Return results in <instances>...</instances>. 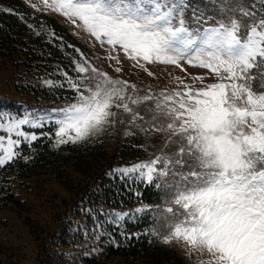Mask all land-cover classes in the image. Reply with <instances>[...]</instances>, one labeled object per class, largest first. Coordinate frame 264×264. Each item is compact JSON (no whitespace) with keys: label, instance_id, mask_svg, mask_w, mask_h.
<instances>
[{"label":"snow or ice","instance_id":"snow-or-ice-1","mask_svg":"<svg viewBox=\"0 0 264 264\" xmlns=\"http://www.w3.org/2000/svg\"><path fill=\"white\" fill-rule=\"evenodd\" d=\"M258 2L260 8L207 0L212 15L198 8L186 18L188 0H42L107 45V58L117 64L122 52L149 76L150 64L207 72L192 76L191 84L177 76L176 88L140 95L135 84L84 58L75 64L77 79L68 78L72 103L23 118L0 111V131L7 133L0 135V165L18 155L21 139H38L24 125H54L59 146L87 140L127 114L131 123L141 122V132L168 135L167 151L113 170L122 179L136 174L168 195L165 206L153 210L167 232L153 229V235L206 254L200 264H264V0Z\"/></svg>","mask_w":264,"mask_h":264},{"label":"trees","instance_id":"trees-1","mask_svg":"<svg viewBox=\"0 0 264 264\" xmlns=\"http://www.w3.org/2000/svg\"><path fill=\"white\" fill-rule=\"evenodd\" d=\"M0 3V67L21 64L37 69L54 80L56 91L75 94L68 78L76 73L75 60L86 45L54 14L23 0ZM188 4L186 18L198 8L213 14L207 0H188ZM132 138L138 144L144 140L141 134ZM16 151L12 161L0 165V210L25 214L30 234L38 241V264H101L109 258H119L123 264H193L177 247L153 235L150 215L134 213L140 207L163 206L168 195L154 184L112 174L116 165L144 155L140 145L126 142L111 151L101 141L86 140L55 147L52 137L43 134L23 142ZM31 178L44 184L43 189L46 180L55 179L69 193L61 200L64 211L53 215L49 227L43 224L38 229L28 213L25 194L34 190ZM50 197L48 193L52 206L55 198ZM8 222L0 215V264H22L21 246L4 235Z\"/></svg>","mask_w":264,"mask_h":264},{"label":"rangeland","instance_id":"rangeland-1","mask_svg":"<svg viewBox=\"0 0 264 264\" xmlns=\"http://www.w3.org/2000/svg\"><path fill=\"white\" fill-rule=\"evenodd\" d=\"M23 1L36 10L54 14L63 24L68 26L70 31L76 37H78L86 45L87 49L80 51L79 57L75 60V63L83 62V59L86 58L91 65L104 72H107L111 77L115 79L127 80L131 84H135L137 86V89L140 90V95H143L146 91H148L149 88H151L153 92H159L161 89L165 88L169 90L176 88L178 85L174 78L177 76L185 79L188 83L191 84L192 76L205 75L207 72L206 69L191 67L187 64H184V68L186 69V71H182L180 68H177L174 65L150 64L147 65V68L148 71L153 73V75L149 76L143 68L138 66L134 67L133 62L126 59L122 52L119 53V59L121 63L117 64L116 60H110L107 58L109 55V47L107 45L101 47V45L92 36H90L85 31L75 27L64 16L44 8L42 0ZM244 2L248 6L255 2L257 8L261 7L258 0H244ZM33 5H36V7H33ZM81 53H83V57H81ZM112 55H116V53H112ZM116 67L122 68V71L116 72ZM77 76V72L69 74V77L73 81L77 79ZM47 81H51L52 86L47 85ZM212 82L215 81L211 78H207L205 80V83ZM53 83L54 80L51 77L43 74V72H39L37 69L34 70V68L32 70H29L21 64H8L7 66H1L0 111L10 114L11 116L16 118H23L25 115H27L28 113H32L34 110L50 111L54 108L59 109L74 101L75 94L56 91L52 88ZM67 85L70 87L69 83ZM195 86L200 87L201 85L197 83ZM53 94H55L56 96H54ZM71 95H73V98H71ZM140 111L141 114L144 115L143 109H141ZM121 120L123 122H120ZM140 123V121L136 122V124ZM136 124L130 122V117L127 114L118 115L116 123L106 125L102 131L91 136L87 140L101 141L111 151L116 150L118 146L126 142H132L135 145H140L144 149L145 153L143 156L136 159H131L127 163L116 165L114 169L128 167L140 162L150 161L154 159L155 156L159 155L162 151L168 150L165 148V142L168 138L167 134L141 132ZM22 130L28 132L29 134L34 133L38 138L43 134H48L53 139V145L55 147H58L56 144L54 125H49L43 128H31L28 125H24L22 126ZM138 134H141L144 139L141 144H138L136 139L132 138L134 135ZM0 135L7 136V133L0 131ZM13 139H17V137L13 135ZM23 142L29 141H24L23 139H21V143L19 144V146ZM113 172L114 171H112V174ZM115 173L116 172H114V174ZM127 177L136 178V174H129V176ZM36 180V178H31L30 180H28L31 188L34 185V190L26 192L25 195L27 197V203L29 204L27 208L30 218L35 219V223L38 225L39 229V227H42L43 224H46L49 227L50 222H52L53 220V217H58L56 215L64 211V207L61 206V200L63 198H69V193L64 189L63 185L55 179L51 181H49V179L46 180L45 189H43L44 187H42L44 184L39 185L35 183ZM35 192L37 193V195ZM48 193H50V195L52 194V197L50 198H55V201L53 199L52 206L55 205L53 207L49 204V199H46ZM167 199L168 196H165V201ZM164 206L165 204L161 206V208ZM141 208H144L145 210L139 212L137 211L134 213H137L136 215L138 217L143 214L150 215L152 219L153 229H158L161 236L165 235L167 230L160 228L153 211L157 207H140L139 209ZM0 215L4 218L9 219L8 225L3 232L4 235L8 237L12 243H16L21 246L24 255L22 264H38V241H36L35 238L30 234V230L24 220L25 214L19 215L11 209H3L0 210ZM42 230L40 229V232ZM41 237L42 236H40V238ZM169 245L177 247L193 264H200L201 260L207 259L206 254L201 255L199 253L191 252L182 241H173ZM101 264L123 263L120 262L119 258H109L104 259Z\"/></svg>","mask_w":264,"mask_h":264}]
</instances>
